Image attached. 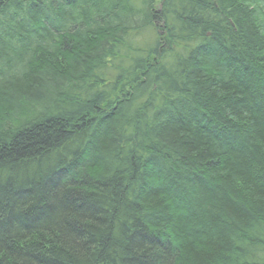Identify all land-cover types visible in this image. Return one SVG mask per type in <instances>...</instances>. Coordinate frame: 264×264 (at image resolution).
Here are the masks:
<instances>
[{"label": "trees", "instance_id": "1", "mask_svg": "<svg viewBox=\"0 0 264 264\" xmlns=\"http://www.w3.org/2000/svg\"><path fill=\"white\" fill-rule=\"evenodd\" d=\"M264 0H0V264H264Z\"/></svg>", "mask_w": 264, "mask_h": 264}, {"label": "rangeland", "instance_id": "2", "mask_svg": "<svg viewBox=\"0 0 264 264\" xmlns=\"http://www.w3.org/2000/svg\"><path fill=\"white\" fill-rule=\"evenodd\" d=\"M260 2H263V0H259ZM263 7H264V5H263ZM263 13V15H264V12H262Z\"/></svg>", "mask_w": 264, "mask_h": 264}]
</instances>
